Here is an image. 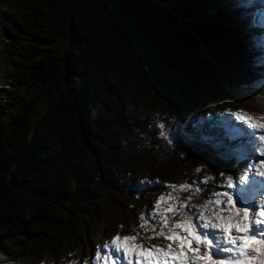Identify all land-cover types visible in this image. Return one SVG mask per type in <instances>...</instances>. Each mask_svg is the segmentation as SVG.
<instances>
[{
	"label": "trees",
	"instance_id": "obj_1",
	"mask_svg": "<svg viewBox=\"0 0 264 264\" xmlns=\"http://www.w3.org/2000/svg\"><path fill=\"white\" fill-rule=\"evenodd\" d=\"M167 1L0 0V264H91L166 184L235 177L200 46L248 52L242 12Z\"/></svg>",
	"mask_w": 264,
	"mask_h": 264
},
{
	"label": "snow or ice",
	"instance_id": "obj_2",
	"mask_svg": "<svg viewBox=\"0 0 264 264\" xmlns=\"http://www.w3.org/2000/svg\"><path fill=\"white\" fill-rule=\"evenodd\" d=\"M230 115L241 122L238 127L251 143L252 153L264 157V117L257 119L241 110L230 111ZM220 176L225 181L222 187L228 190L212 194L217 211L211 215L203 212L190 214L186 220L174 221L170 226L165 216L160 217V231L155 235H163L165 240L174 241V246L171 243L165 248L146 246L142 242L143 237L117 233L97 249L96 256L91 258L92 264H101L102 256L103 264H264V195H260L258 200L256 198L259 193H264V159L255 164V171L249 164L238 177H225L224 173H220ZM165 186L180 189L191 187L188 183ZM168 199L171 197H158L154 210L161 200ZM208 202H205V206ZM181 210H185L184 204L178 208L168 204L164 208L165 213ZM188 211L191 212V209ZM146 215L152 217V213L142 212L139 217L141 228L149 224ZM165 228L168 229L167 234ZM138 239L140 243H137Z\"/></svg>",
	"mask_w": 264,
	"mask_h": 264
},
{
	"label": "rangeland",
	"instance_id": "obj_3",
	"mask_svg": "<svg viewBox=\"0 0 264 264\" xmlns=\"http://www.w3.org/2000/svg\"><path fill=\"white\" fill-rule=\"evenodd\" d=\"M249 2L252 5V1ZM225 3L226 2H224V4ZM173 4H175L173 7L180 9V7L177 6V4L175 3V0H168L166 6L172 7ZM220 5H222V3L218 2L215 8ZM258 6L259 5H256L255 7L251 6L253 7L252 10L255 12V19L252 20L249 17L250 18L249 20H251L253 24L255 23V21L258 24V19H257L258 14L256 11ZM200 48H201V58L207 62V66L209 67L211 75L213 76V78H216V80H219L222 83V85H224L232 93L233 97L238 101V105H237L238 110H241L242 112H246L257 119L264 117V97L259 96L256 93V91H254L255 87H259L264 83V62L258 61L259 58L257 57V55L231 56L230 54H227L222 50L217 51L212 43L207 48H205L204 46H200ZM257 50L258 52L262 53V51H264V48L258 46ZM248 81L249 84H247ZM220 117L221 119L217 121V126H219L221 132L225 136H230L232 140V144L229 145L228 150L224 151L225 154L228 152L230 153L238 152L240 157V163H243L245 161L246 163L252 164L253 171H255V164H257L260 159H264V157H260L258 153H254V154L252 153L251 143L247 140L246 136H243L242 131L238 130L240 129L238 125L241 122L235 120V118L231 116L229 112L222 113ZM234 133H238L239 135ZM240 137L245 138L243 143L242 140H239L241 139ZM221 141L222 143H224L222 136H221ZM247 152L249 153V155H247ZM243 154H246L248 158L247 157L243 158ZM239 174L240 172L236 177H238ZM212 177L213 176H210L211 179ZM224 184H225L224 179L219 175L216 178V182H214L215 185L214 190L208 194L207 192L209 191L202 189V186L200 188L198 184L195 183L190 184L191 187H188L186 189H180L179 187H175V188L166 187V193L163 194L162 196L163 197L170 196L171 199H168L167 201L161 200L160 205L156 206L155 210L153 209L150 212H144L145 214L152 213L151 218H149L147 215L145 217L146 219H149V224L145 225V227L141 228L138 232L132 231L130 235H138L139 237H143L144 239L142 242L146 246L157 245L161 248H165L168 244H170V241L165 240L163 235L161 236L155 235V232L160 231V224H159L160 217L165 216L170 226L171 223L174 221L178 222L181 219L186 220L190 214L198 215L200 212H203L205 215H210L211 211H217V205L214 202H212L215 199V197H213L212 194L216 192L228 190L225 187H222V185ZM206 201L209 202L205 206ZM168 204H174L176 205L177 208L179 207L180 204H184L185 210L165 213L164 208L167 207ZM188 209H191V212H189ZM221 214L224 215L226 213H221ZM152 225H155V227L153 228ZM145 228L147 229V231H145ZM167 231L168 229L165 228L164 232L166 234ZM175 231H179V229H175ZM110 238H107L105 236L102 240L98 242L100 243V245L97 243L91 244L90 242L89 244L90 249L94 251V254L90 253L89 260L91 264H92L91 258L96 256L97 249L102 248L105 242L110 241ZM140 242L141 241L138 239L137 243ZM76 261L77 260H73L68 264H76ZM101 264H103V256L101 257Z\"/></svg>",
	"mask_w": 264,
	"mask_h": 264
},
{
	"label": "bare ground",
	"instance_id": "obj_4",
	"mask_svg": "<svg viewBox=\"0 0 264 264\" xmlns=\"http://www.w3.org/2000/svg\"><path fill=\"white\" fill-rule=\"evenodd\" d=\"M167 3V2H166ZM174 3V2H173ZM248 13H249V17L253 20L254 19V17H255V12L252 10V7L251 6H249L248 7ZM255 26V25H254ZM253 27V23L251 24V28ZM261 27H263V21H261L260 20V25H257L256 26V29H255V31L256 32H258V30H260V28ZM249 31H247V33H248ZM244 52V51H243ZM240 56V55H239ZM242 74H244V73H242ZM245 82V81H244ZM247 84H249V81H248V83ZM256 88V87H255ZM255 91V90H254ZM260 96V95H259ZM261 97H264V96H261ZM260 98V97H259ZM221 119V118H220ZM238 130H241V129H238ZM237 130V131H238ZM234 132V131H233ZM235 134H238V133H235ZM244 136V135H243ZM244 145V144H243ZM240 146V145H239ZM250 146V145H249ZM248 147V146H247ZM245 148V147H244ZM239 149V148H238ZM213 212H215V211H211L210 212V215H211V213H213ZM171 244H173V246H174V241H172V242H170ZM122 253H121V259H122ZM29 259V258H28Z\"/></svg>",
	"mask_w": 264,
	"mask_h": 264
},
{
	"label": "water",
	"instance_id": "obj_5",
	"mask_svg": "<svg viewBox=\"0 0 264 264\" xmlns=\"http://www.w3.org/2000/svg\"><path fill=\"white\" fill-rule=\"evenodd\" d=\"M181 22V21H180ZM202 59V58H201ZM203 60V59H202ZM206 62V61H205ZM207 63V62H206ZM209 63V62H208ZM209 68V67H208ZM213 77V76H212ZM224 86V85H223ZM225 87V86H224ZM226 88V87H225ZM227 89V88H226ZM256 93L260 96H264V84L256 88Z\"/></svg>",
	"mask_w": 264,
	"mask_h": 264
}]
</instances>
